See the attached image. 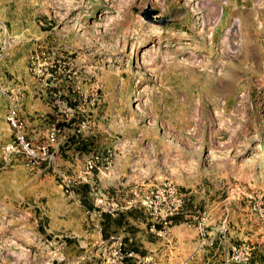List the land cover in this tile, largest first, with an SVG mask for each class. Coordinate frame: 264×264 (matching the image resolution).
Masks as SVG:
<instances>
[{
  "label": "rangeland",
  "instance_id": "rangeland-1",
  "mask_svg": "<svg viewBox=\"0 0 264 264\" xmlns=\"http://www.w3.org/2000/svg\"><path fill=\"white\" fill-rule=\"evenodd\" d=\"M2 41L0 86L88 151L9 177L8 122L0 264H264V0H0Z\"/></svg>",
  "mask_w": 264,
  "mask_h": 264
},
{
  "label": "crops",
  "instance_id": "crops-1",
  "mask_svg": "<svg viewBox=\"0 0 264 264\" xmlns=\"http://www.w3.org/2000/svg\"><path fill=\"white\" fill-rule=\"evenodd\" d=\"M6 44L7 43L5 41H2L0 43V63L2 60H4L3 59L4 57L6 58L7 53H5V54L3 53V50L6 46ZM13 70L14 69H12L13 77L10 78V79H12V82L15 81L17 78H19L17 76H21V72L17 73V72H14ZM5 81L7 82L8 80H5ZM12 82H7V83L10 84ZM0 87H1L0 88V142L3 141L4 143H6L8 141V139H11L13 128L9 125V123L6 119L7 107L10 103L15 101L16 99H20V101L22 102L21 106H23V108H24V110H21V108H20V110H21L20 114L24 118V121H25V133L27 134V137L33 141V144H35L36 146L45 147L47 154L50 152V155L48 157H44V158L51 160V162H53L54 165L55 164L57 165L58 159H59L58 151H61L62 153L65 152L63 150L64 146L65 147L74 146V148L76 150V155H78L79 153H83V152L88 151V150H80L77 147L78 145H81L83 143L87 144L86 141H81V142L77 141L76 142L75 138H73V137L70 138V136L69 137L67 136V137H65V141H63L64 142V144H63V143H61L62 141H60V139L57 138V140H56L55 139L56 137L50 136L49 132L52 129L48 128V125H49L48 119H49V113L51 112V108H50L51 105L48 104V102H45V100L39 99L35 95L36 91L33 92L31 89L28 90L26 87H24L25 89H18V84H13V88L10 89L11 93H10L9 88H4L3 86H0ZM49 136H50V138H49ZM49 140L52 142H49ZM71 141H73V143H71ZM43 142H46V143H43ZM49 145H50V147H49ZM26 157L25 156L24 157H16L13 159L17 162L12 165L13 169L7 170V172L8 171L10 172V173H8L9 177H11L13 175L16 176V173L18 174L20 171H26V173H30V168H31L32 172L35 173L30 178L37 177V175L39 176V174H40V172H42L43 168H38V166L36 167L33 165L30 166L28 164L29 163L28 157L27 158ZM60 159H62V158H60ZM78 161L79 160L76 161V165H77V166H75L76 170H79V167H80V165L77 163ZM94 176H98V174L96 175V173H90L89 171L86 170L83 173H79L76 176V178L77 177L80 178V180L82 182L83 181L87 182V184L83 183L81 185L82 187H88V186L90 187L92 185V182H93L92 179H94ZM13 182H14V180H13ZM74 194H73L72 198L74 200H76V199H84L85 194H87V193H83L82 191H77L76 194L75 195ZM73 202L75 205L78 203L77 201H73ZM78 205L83 206L81 204H78ZM83 208H85V207L83 206ZM136 236L137 235L132 234V236L129 239L130 240L132 238L135 239ZM108 237H111V235Z\"/></svg>",
  "mask_w": 264,
  "mask_h": 264
},
{
  "label": "built area",
  "instance_id": "built-area-1",
  "mask_svg": "<svg viewBox=\"0 0 264 264\" xmlns=\"http://www.w3.org/2000/svg\"><path fill=\"white\" fill-rule=\"evenodd\" d=\"M6 119L11 125L17 128L13 138L4 146L7 153L24 154L33 163H37L40 159L48 157L47 151L43 146H34L33 143L20 131L21 123L17 120L15 115V109L11 108L6 116ZM101 157L98 154L91 155L90 159L87 160L86 167L88 170H92L96 167ZM106 168H109L110 162L106 157Z\"/></svg>",
  "mask_w": 264,
  "mask_h": 264
},
{
  "label": "trees",
  "instance_id": "trees-1",
  "mask_svg": "<svg viewBox=\"0 0 264 264\" xmlns=\"http://www.w3.org/2000/svg\"><path fill=\"white\" fill-rule=\"evenodd\" d=\"M87 144H81V145H78L77 147L80 149V150H87ZM106 216H108V214H105ZM160 228V227H158ZM132 251H135V249H132Z\"/></svg>",
  "mask_w": 264,
  "mask_h": 264
}]
</instances>
